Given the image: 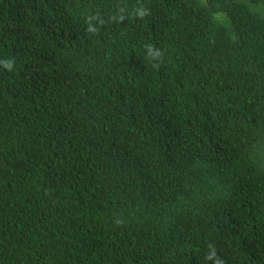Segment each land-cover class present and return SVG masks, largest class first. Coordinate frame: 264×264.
<instances>
[{"label":"trees","instance_id":"trees-1","mask_svg":"<svg viewBox=\"0 0 264 264\" xmlns=\"http://www.w3.org/2000/svg\"><path fill=\"white\" fill-rule=\"evenodd\" d=\"M0 264H264V0H0Z\"/></svg>","mask_w":264,"mask_h":264}]
</instances>
